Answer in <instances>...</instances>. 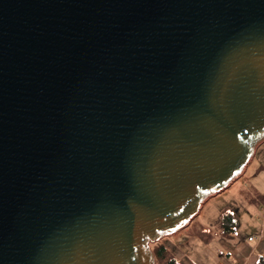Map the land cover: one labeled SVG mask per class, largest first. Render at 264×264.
<instances>
[{"label":"water","instance_id":"1","mask_svg":"<svg viewBox=\"0 0 264 264\" xmlns=\"http://www.w3.org/2000/svg\"><path fill=\"white\" fill-rule=\"evenodd\" d=\"M264 143V0H0V264H157Z\"/></svg>","mask_w":264,"mask_h":264},{"label":"rangeland","instance_id":"2","mask_svg":"<svg viewBox=\"0 0 264 264\" xmlns=\"http://www.w3.org/2000/svg\"><path fill=\"white\" fill-rule=\"evenodd\" d=\"M226 210H233L237 219L232 236L222 231ZM161 244L182 264H258L264 256V143L238 180L210 198L187 227L152 244V249Z\"/></svg>","mask_w":264,"mask_h":264},{"label":"trees","instance_id":"3","mask_svg":"<svg viewBox=\"0 0 264 264\" xmlns=\"http://www.w3.org/2000/svg\"><path fill=\"white\" fill-rule=\"evenodd\" d=\"M221 224L223 234L232 236L236 232L237 219L233 210H226L222 213ZM159 264H182L176 257L169 256V249L166 244L156 246L154 249ZM258 264H264V256H260Z\"/></svg>","mask_w":264,"mask_h":264},{"label":"crops","instance_id":"4","mask_svg":"<svg viewBox=\"0 0 264 264\" xmlns=\"http://www.w3.org/2000/svg\"><path fill=\"white\" fill-rule=\"evenodd\" d=\"M250 164H251V162H250ZM250 164H249V165H250ZM246 170H247V169H246ZM207 202H208V201H207ZM207 202H206V203H207ZM206 203L204 204V206L206 205ZM204 206H203V208H204ZM188 229H189V228L186 229L187 233H189V230H188ZM186 242H187V241H186Z\"/></svg>","mask_w":264,"mask_h":264}]
</instances>
